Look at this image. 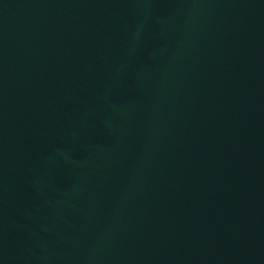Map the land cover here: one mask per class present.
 Segmentation results:
<instances>
[{
    "label": "water",
    "instance_id": "95a60500",
    "mask_svg": "<svg viewBox=\"0 0 264 264\" xmlns=\"http://www.w3.org/2000/svg\"><path fill=\"white\" fill-rule=\"evenodd\" d=\"M0 264H114L96 0H0Z\"/></svg>",
    "mask_w": 264,
    "mask_h": 264
}]
</instances>
